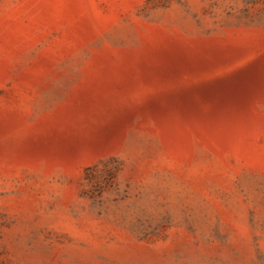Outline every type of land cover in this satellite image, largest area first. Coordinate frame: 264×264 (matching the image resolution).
Wrapping results in <instances>:
<instances>
[{
    "label": "rangeland",
    "instance_id": "rangeland-1",
    "mask_svg": "<svg viewBox=\"0 0 264 264\" xmlns=\"http://www.w3.org/2000/svg\"><path fill=\"white\" fill-rule=\"evenodd\" d=\"M0 264H264V0H0Z\"/></svg>",
    "mask_w": 264,
    "mask_h": 264
}]
</instances>
